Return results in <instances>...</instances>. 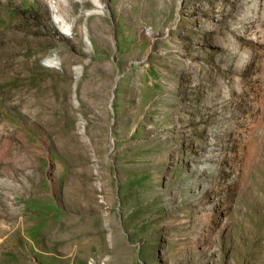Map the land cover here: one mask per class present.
I'll return each instance as SVG.
<instances>
[{
	"label": "rangeland",
	"instance_id": "rangeland-1",
	"mask_svg": "<svg viewBox=\"0 0 264 264\" xmlns=\"http://www.w3.org/2000/svg\"><path fill=\"white\" fill-rule=\"evenodd\" d=\"M61 4L0 0V264H264V0Z\"/></svg>",
	"mask_w": 264,
	"mask_h": 264
},
{
	"label": "bare ground",
	"instance_id": "bare-ground-1",
	"mask_svg": "<svg viewBox=\"0 0 264 264\" xmlns=\"http://www.w3.org/2000/svg\"><path fill=\"white\" fill-rule=\"evenodd\" d=\"M54 1V7L57 9V24H58V26H59V28L61 29V31H67L66 29H68L67 27L69 26V25H67V22L63 19V20H61V14H59V11H61V10H63V9H65L66 7L64 6V5H62L61 4V0H53ZM74 5V7H77V6H79L78 4H73ZM65 7V8H64ZM68 10V9H67ZM62 12V11H61ZM70 33V32H69ZM40 56V55H39ZM55 60H54V58H48L47 59V65L48 66H50V67H53V65H54V62ZM70 63H71V61L70 60H67L66 61V64H67V66L69 67V65H70ZM55 70V69H54ZM66 71H67V69H66Z\"/></svg>",
	"mask_w": 264,
	"mask_h": 264
}]
</instances>
